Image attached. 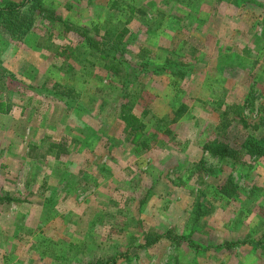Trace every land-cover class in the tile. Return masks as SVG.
<instances>
[{
    "label": "rangeland",
    "instance_id": "1",
    "mask_svg": "<svg viewBox=\"0 0 264 264\" xmlns=\"http://www.w3.org/2000/svg\"><path fill=\"white\" fill-rule=\"evenodd\" d=\"M112 1L41 0L63 23L20 38L0 21V264H264V154L204 148L264 140V0ZM106 32L148 65L126 86Z\"/></svg>",
    "mask_w": 264,
    "mask_h": 264
},
{
    "label": "trees",
    "instance_id": "2",
    "mask_svg": "<svg viewBox=\"0 0 264 264\" xmlns=\"http://www.w3.org/2000/svg\"><path fill=\"white\" fill-rule=\"evenodd\" d=\"M118 2L112 1L111 7L120 10V7L117 4ZM37 12V15H41L48 20H53V18H56L57 20H60V22L63 23V20L61 17H57L55 15L54 10L50 8H45L41 4V0H6L2 3H0V21H2L3 25L8 29L11 35L14 37H22L24 33L29 29L30 23L32 21L31 15L33 13ZM65 25H67L65 23ZM80 35H83L84 33H80ZM87 39H91L88 35H86ZM123 37L122 32L114 33V32H106L104 34V37L99 40H95V44L97 48L100 50V53H103L104 62L102 63V68L106 71H110L114 76L118 77L119 79L125 80L124 86L128 84V69L126 68V65L128 64L130 66L129 70L134 71L133 67H137L138 69L148 71V65L146 63H138V64H129L126 62V59L123 56V44L119 46L117 43L118 41ZM109 39H112L111 43ZM120 47V48H119ZM121 51V58H116L115 53L111 55L109 53V50H118ZM125 62V68L122 66V63ZM164 66L158 64L154 66V70L156 69H163ZM54 98L57 100H61L64 103L68 104L67 101H65V96L58 93H51ZM132 103H134L133 99L127 101V103H122L119 108V117L124 122L125 128L129 132H142L144 130V123L140 120L139 117H137L131 110ZM239 106L236 107L237 112H235L237 115H240ZM180 117V110H177L175 119H178ZM242 123L244 126H247V122L244 120L243 117H240ZM204 148L208 150L212 154H216L221 156L222 158H230V159H236L239 155L241 150L251 149L254 153L257 154H264V140L261 138H255L253 136H247L245 137L242 142L238 143L235 142V144L228 143L224 140H213L212 142L205 144ZM221 192L225 194H233V189L230 188V190L222 189ZM158 237L155 233H146L145 234V244L150 245L153 242H155V238ZM89 264H107L103 263L101 261L97 262H90Z\"/></svg>",
    "mask_w": 264,
    "mask_h": 264
}]
</instances>
